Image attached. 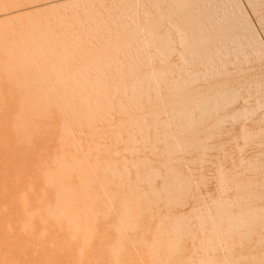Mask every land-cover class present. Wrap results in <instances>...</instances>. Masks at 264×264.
<instances>
[{"label": "rangeland", "instance_id": "374dc122", "mask_svg": "<svg viewBox=\"0 0 264 264\" xmlns=\"http://www.w3.org/2000/svg\"><path fill=\"white\" fill-rule=\"evenodd\" d=\"M77 263L264 264V0H0V264Z\"/></svg>", "mask_w": 264, "mask_h": 264}, {"label": "bare ground", "instance_id": "6f19581e", "mask_svg": "<svg viewBox=\"0 0 264 264\" xmlns=\"http://www.w3.org/2000/svg\"><path fill=\"white\" fill-rule=\"evenodd\" d=\"M110 4V3H109ZM50 8V7H49ZM26 13V12H25ZM110 13V12H109ZM107 17V16H106ZM47 21V20H46ZM50 22V21H49ZM121 22V21H120ZM113 26V25H112ZM50 27V26H49ZM56 30V29H55ZM42 31V30H41ZM97 31V30H96ZM43 32V31H42ZM59 33V32H58ZM31 42V41H30ZM8 48V47H7ZM59 49V48H58ZM63 57V56H62ZM35 64V63H34ZM88 96V95H87ZM83 98V97H82ZM56 102V101H55ZM59 102V101H58ZM109 108V107H108ZM104 111V110H103ZM151 111V110H150ZM141 115V114H140ZM24 122V121H23ZM25 123V122H24ZM17 124H18V122H17ZM118 124V123H117ZM19 125H21V124H19ZM26 126V125H25ZM22 127V126H21ZM24 128V127H23ZM87 130V129H86ZM73 131V130H72ZM83 131V130H82ZM64 133V132H63ZM90 138V137H89ZM137 139V138H136ZM84 142V141H83ZM81 144V143H80ZM106 146V145H105ZM139 151V150H138ZM101 152V151H100ZM106 152V151H105ZM74 153V152H73ZM76 153H77V151H76ZM78 154V153H77ZM91 154V153H90ZM109 156V155H108ZM74 157V156H73ZM90 157V156H89ZM187 157V156H186ZM101 158V157H100ZM125 158V157H124ZM188 158V157H187ZM74 159V158H73ZM78 159V158H77ZM75 160V159H74ZM175 164V163H174ZM127 165V164H126ZM146 166V165H145ZM204 166V165H203ZM98 167V166H97ZM150 167V166H149ZM79 170V169H78ZM112 171V170H111ZM165 171V170H164ZM203 172V171H202ZM100 173V172H99ZM158 173V172H157ZM49 176V175H48ZM48 178V177H47ZM196 179V178H195ZM194 179V180H195ZM156 182V181H155ZM213 186V185H212ZM140 190V189H139ZM98 199V198H97ZM55 201H57V200H55ZM98 201V200H97ZM196 202V201H195ZM60 203V202H59ZM25 205V204H24ZM28 205V204H27ZM161 205V204H160ZM55 207H56V205H55ZM54 207V208H55ZM5 209V208H4ZM96 209V208H95ZM156 209V208H155ZM50 210V209H49ZM55 211V210H54ZM25 212V211H24ZM56 212H57V210H56ZM161 212V211H160ZM170 212V211H169ZM28 213V212H27ZM48 214V213H47ZM26 217V216H25ZM28 217V216H27ZM45 217V216H44ZM35 218V217H34ZM46 218H47V216H46ZM28 220V219H27ZM44 220V219H43ZM42 220V221H43ZM47 220H50L49 218H47ZM30 221V220H29ZM51 221V220H50ZM33 222V221H32ZM46 222V221H45ZM65 222V221H64ZM26 223V222H25ZM30 224V223H29ZM43 224V223H42ZM54 224V223H53ZM66 224V223H65ZM71 225H72V228H73V231L74 232H79V229H78V223H77V221L76 220H73V222H71ZM47 226V225H46ZM28 227V226H27ZM109 228V227H108ZM28 229V228H27ZM42 229H44L43 227H42ZM33 230V229H32ZM28 231V230H27ZM35 232V231H34ZM34 232H33V234H34ZM66 231H64V233H65ZM27 234V233H26ZM81 234V233H80ZM30 235V234H29ZM39 235H40V233H39ZM62 235H64L63 233H62ZM41 236H39V238H40ZM64 237V236H63ZM67 237H69L68 235H67ZM37 238V237H36ZM70 238V237H69ZM48 239V238H47ZM85 239V238H84ZM67 241V240H66ZM65 241V242H66ZM69 241V240H68ZM70 242V241H69ZM69 242H67V243H69ZM72 244V243H71ZM68 246H69V244H68ZM67 246V248L69 249V247ZM72 246V245H71ZM74 248H76V247H73L72 249H74ZM192 248V247H191ZM67 249V250H68ZM70 253V252H69ZM71 256V255H70ZM45 257V256H44ZM77 257V256H76ZM76 257H74V259L76 258ZM103 258H105V257H103ZM77 259V258H76ZM75 259V260H76ZM84 259V258H83ZM107 259V258H106ZM105 259V260H106ZM78 260H80V258L78 259ZM107 261V260H106ZM79 262V261H78ZM83 262V261H82ZM78 264V263H77Z\"/></svg>", "mask_w": 264, "mask_h": 264}]
</instances>
